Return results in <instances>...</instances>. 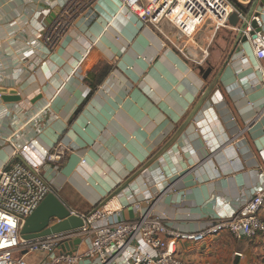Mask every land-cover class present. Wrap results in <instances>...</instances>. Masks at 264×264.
<instances>
[{"label":"crops","instance_id":"1","mask_svg":"<svg viewBox=\"0 0 264 264\" xmlns=\"http://www.w3.org/2000/svg\"><path fill=\"white\" fill-rule=\"evenodd\" d=\"M65 2L0 0V89L21 96L19 102L0 97V170L14 160L40 162L41 149L16 155L15 147L27 141L42 149L61 143L58 168L43 169L57 198L85 215L107 199L120 206L92 228L134 219V203L146 209L152 198L168 227L196 231L230 216L262 187L264 58L249 42L232 53L234 30L221 29L208 48L213 71L204 81L198 64L141 26L119 0H71L69 27L48 51L35 30L36 15L54 4L43 19L49 25ZM237 2L258 13L264 35V0ZM195 38L205 46L203 31ZM188 52L199 56L194 46ZM47 105L54 117L38 120ZM76 238L73 249L82 252L94 235ZM135 246L155 255L141 240ZM176 255L189 264H264V233L250 240L221 232L200 243L178 241ZM43 256L28 255L27 264ZM116 261L125 264L122 257Z\"/></svg>","mask_w":264,"mask_h":264},{"label":"built area","instance_id":"2","mask_svg":"<svg viewBox=\"0 0 264 264\" xmlns=\"http://www.w3.org/2000/svg\"><path fill=\"white\" fill-rule=\"evenodd\" d=\"M89 1L93 2V0ZM119 1L123 8L137 18L141 26L154 28L165 44L172 45L185 58L193 60L199 66L208 64V48L221 29L230 27L236 30L228 21L231 13L238 12L232 0ZM70 4L71 0H66L57 18L49 25L44 24L43 19L51 12L50 8H53L54 4L49 8H43L36 15L38 21L35 30L48 51L57 45L60 37L69 27L71 17L65 15L71 9ZM253 18L259 27L263 25L259 15H254ZM28 21L23 20L24 23ZM250 30L251 27L248 26L245 34L254 55L258 59L264 58V35L262 31H257L252 38L248 34ZM202 31L205 46L196 43L195 36ZM193 46L199 51L198 58L189 55V48ZM259 70L264 85V66L260 65ZM48 108L49 105L43 107L36 114V118L39 120L47 114L49 115L47 121L53 118ZM34 118L31 117L28 121L34 122ZM235 138L228 139L226 143L234 142ZM205 143L207 145L209 142ZM39 149L42 150V159L38 164L27 166L14 160L0 170V264H27L26 257L36 252L44 254L37 264H80L91 259H94L96 264H117V257H122L125 264H189L176 255L178 241L200 243L221 232H228L236 239L250 240L264 233V220L261 218V211L264 208L263 183L262 187L230 216L217 219L196 231H182L168 227L164 214L154 212L152 198L146 200L149 205L146 209H141L138 202L134 203L138 212L136 218L132 220L118 218L113 222L92 228V221L107 220L109 215L119 213L120 206L113 199H107L89 215L70 210V214L79 216L83 220V225L79 228L24 239L20 230L25 219L33 213L47 194H55L43 169L48 164L58 168L65 154L61 143L55 144L50 149H42L37 140H30L15 147V153L23 156L27 151ZM261 175L264 181V170ZM91 232L94 235L91 245L82 252L74 250L73 240L77 236ZM137 240L154 249L155 255L141 252L135 246ZM65 245L68 247H64ZM237 255L243 259L241 253Z\"/></svg>","mask_w":264,"mask_h":264},{"label":"water","instance_id":"3","mask_svg":"<svg viewBox=\"0 0 264 264\" xmlns=\"http://www.w3.org/2000/svg\"><path fill=\"white\" fill-rule=\"evenodd\" d=\"M237 6L238 12H233L229 16V24L233 26L236 30L231 31V38L233 41L232 53L236 49L237 45L240 43L242 45L248 42L247 35L245 34L246 28L249 26L251 30L248 32L252 38L255 37V32L263 31V26L259 27L256 20L253 18L254 14L251 8L244 6L243 4L237 2V0H232ZM199 74L204 81L208 80V77L213 71V67L207 64V67L202 65L198 66ZM203 96L201 102L198 106L201 107L204 100L208 97L211 92V85L209 84L202 89ZM2 100L19 102L21 96L18 94L8 93L4 88L0 89ZM7 93V94H5ZM83 225V220L76 215L70 214V209L67 208L54 193H49L41 201L39 206L30 214L24 221L20 234L24 239H31L40 237L43 235H48L51 233H58L62 231H67L71 229L79 228ZM80 243V238L73 240L72 244L77 246ZM64 247H68L65 245ZM76 250V248H74Z\"/></svg>","mask_w":264,"mask_h":264}]
</instances>
